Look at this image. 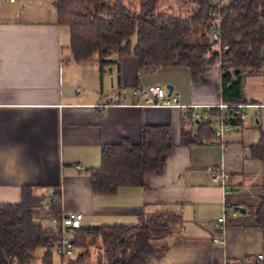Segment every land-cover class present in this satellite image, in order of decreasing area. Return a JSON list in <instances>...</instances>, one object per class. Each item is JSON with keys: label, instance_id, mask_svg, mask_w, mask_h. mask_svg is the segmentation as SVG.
<instances>
[{"label": "crops", "instance_id": "0c3cea01", "mask_svg": "<svg viewBox=\"0 0 264 264\" xmlns=\"http://www.w3.org/2000/svg\"><path fill=\"white\" fill-rule=\"evenodd\" d=\"M95 57L72 59L56 0L0 2V204L19 203L21 188L30 186L36 194L57 192L60 210L81 213L85 228L172 218L158 241L166 249L145 264H264V227L254 217L264 201V155L252 153L264 137V70L244 77L245 118L231 124V133L182 146L181 131L191 137L197 124L217 116L211 109L221 103L219 64L204 69L196 83L184 68L180 83L179 67L140 69L132 55H113L115 62L101 66ZM165 84L181 107L144 106L139 90ZM147 125L170 128L164 172L113 195L93 194L86 170L99 165L101 148L124 138L137 143ZM222 173L226 178L215 181ZM222 216L224 225L216 228ZM43 254L36 251L30 264H43Z\"/></svg>", "mask_w": 264, "mask_h": 264}, {"label": "trees", "instance_id": "16d2710c", "mask_svg": "<svg viewBox=\"0 0 264 264\" xmlns=\"http://www.w3.org/2000/svg\"><path fill=\"white\" fill-rule=\"evenodd\" d=\"M185 1L192 8L178 15L161 6L160 0L136 4L132 0H56L57 21L69 29V51L75 62L96 55L104 66L115 62L110 60L113 55H132L140 69L186 68L192 83L198 81L204 69L218 63L221 103L244 104V77L264 70V0H231L225 6L210 0ZM210 26L216 29V40L214 36L206 37ZM194 29L200 31V36L190 39ZM132 35L136 37L133 45ZM211 110L216 116L217 108ZM228 113L230 123L236 124L238 119L231 108ZM213 139L210 120L197 124L191 137L181 131L182 146ZM171 153L169 127L142 126L137 143L124 138L101 148L99 165L86 170L91 191L113 195L121 187L142 186L146 175L164 172ZM252 153L264 155V137L252 147ZM46 199L44 193L36 194L33 187L23 186L19 203L0 204V264H30L38 249L44 251L43 264H51L52 242L60 233L45 230L40 217L55 215L60 204L47 203ZM254 217L255 225L264 227V201L257 205ZM169 218L155 217L135 226L75 229L73 249L76 251L81 244L86 251L74 260L68 259V264H82L90 256L87 247L92 242H83L88 237L100 244L103 255L98 264H145L149 255L166 249L158 241L168 235L174 222Z\"/></svg>", "mask_w": 264, "mask_h": 264}, {"label": "built area", "instance_id": "2783aa9c", "mask_svg": "<svg viewBox=\"0 0 264 264\" xmlns=\"http://www.w3.org/2000/svg\"><path fill=\"white\" fill-rule=\"evenodd\" d=\"M1 1L3 0H0V2ZM9 1H13V0H9ZM210 1L214 3V0H210ZM212 14H216V11H212ZM207 31L210 34H212L216 31V29L213 26H211L208 28ZM138 93L142 96L144 100V106L181 107L177 103V97L173 94L168 96L165 88L160 85H150L145 89L139 90ZM115 99L121 100V98L118 96H115ZM190 107H195V105H192ZM214 107L218 109V115L214 120L211 121L212 133L214 135V139L212 140V143H214V141L215 142L221 141L226 134L232 132V125L230 123V116L228 113V109L229 108L232 109V112L236 115V119H244L245 113L243 110L246 106L243 104L226 105V104L218 103L217 105H214ZM195 120H197V115L192 113L190 115V121L193 122ZM225 178L226 175H224V173L217 174L214 176V180L218 182H220ZM44 195H46L47 197L46 199L47 203L49 202L56 203L58 201L55 197H53L51 190H47ZM232 215L235 216L236 212H234ZM49 218L51 219L52 223L57 227L58 229L57 232L60 233V236L52 242V247H51L52 253L59 256L63 261L66 258L70 259L71 257L74 256V249L71 243L72 240L71 232L81 227L82 214L79 212L65 213L59 210L55 213V215H51ZM224 221L225 220L223 216L218 218L216 220L215 227L222 228L224 225ZM212 241L214 243L220 242L216 238H214ZM262 259H263L262 255L256 256L257 263L261 262Z\"/></svg>", "mask_w": 264, "mask_h": 264}, {"label": "rangeland", "instance_id": "374dc122", "mask_svg": "<svg viewBox=\"0 0 264 264\" xmlns=\"http://www.w3.org/2000/svg\"><path fill=\"white\" fill-rule=\"evenodd\" d=\"M142 0H132V2H134L135 4L138 2L140 3ZM160 4L161 6H166V8L170 9L172 11L173 14H178V15H182V13L185 15L188 10H190L192 8V6L190 4H188L185 0H160ZM211 27V26H210ZM199 37L200 36V31L199 30H191V32L189 33V38L193 39L194 37ZM212 36H214V33L210 34L208 31H206V37L207 38H212ZM133 38L135 39V35H132L130 37V41L133 42ZM96 57L95 55L92 56V59L90 61L95 60ZM89 63V62H87ZM167 68L169 67H163V68H157V71H165ZM178 72L176 73V77L178 78V81L180 83H184L185 79L184 78V71H186V69H184L183 67H179L178 68ZM151 76V75H150ZM184 78V79H183ZM165 87V86H164ZM145 89V88H142ZM218 115V112H217ZM53 195V193H52ZM51 216V215H50ZM41 220H44L43 226H45V230H52L53 232H57V227L52 223L51 219L49 218V216L46 214L45 218H42ZM148 223V221H146ZM42 224V223H41ZM69 236V235H67ZM82 240V239H81ZM90 241L92 242V244L90 243ZM85 244H91L89 247H87V249H89V253L90 256L85 258L84 261L82 262V264H98L101 261L102 258V250L100 249V244L98 241H95L93 239H90L89 237L83 241ZM79 248L76 249V251H74L75 256L71 257L73 258V260L77 257L78 253L86 251V249L84 247H82L83 245L79 244L78 245ZM43 250L38 249L37 252H41ZM52 257L53 259H59L61 264H68V261L66 258L64 261L57 255H55L54 253H52ZM75 257V258H74ZM31 263V262H30Z\"/></svg>", "mask_w": 264, "mask_h": 264}, {"label": "water", "instance_id": "95a60500", "mask_svg": "<svg viewBox=\"0 0 264 264\" xmlns=\"http://www.w3.org/2000/svg\"><path fill=\"white\" fill-rule=\"evenodd\" d=\"M214 40H216V37H213ZM165 90L167 92V95L170 96L173 92V86L171 84H165ZM197 123V122H196ZM236 210L240 211V212H244V209H240L239 207H235Z\"/></svg>", "mask_w": 264, "mask_h": 264}]
</instances>
